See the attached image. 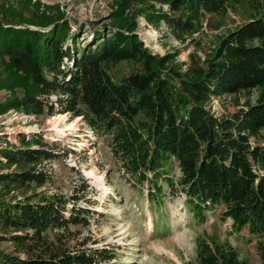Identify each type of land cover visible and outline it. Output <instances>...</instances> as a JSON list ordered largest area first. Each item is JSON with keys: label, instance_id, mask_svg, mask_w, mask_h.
<instances>
[{"label": "trees", "instance_id": "16d2710c", "mask_svg": "<svg viewBox=\"0 0 264 264\" xmlns=\"http://www.w3.org/2000/svg\"><path fill=\"white\" fill-rule=\"evenodd\" d=\"M139 1L122 0L121 7ZM153 1L158 9L152 4L140 11H152L153 21H164L181 41L210 27L211 17L230 4ZM253 12L204 59L189 53L183 71L165 67L170 55L153 53L133 26L94 28L86 38L72 33L63 15L43 13L35 21L42 30L0 21V89L10 93L0 114L14 109L80 117L103 138L133 188L145 187L150 207L180 193L199 223L219 209L231 231L246 230L248 239L257 240L264 264V0ZM121 63L131 67L119 75ZM254 89L255 102L228 115L217 117L206 108L212 98ZM70 152L38 132L1 142L0 243L8 245L0 248V264H112L115 248L89 246L87 237H79L95 213L78 205L89 185L83 181L69 197L41 189L52 178L48 164ZM189 264L250 263L214 236L197 239Z\"/></svg>", "mask_w": 264, "mask_h": 264}, {"label": "rangeland", "instance_id": "374dc122", "mask_svg": "<svg viewBox=\"0 0 264 264\" xmlns=\"http://www.w3.org/2000/svg\"><path fill=\"white\" fill-rule=\"evenodd\" d=\"M257 1L230 0L226 12L211 17L210 27L204 25L201 31L185 41L176 38L164 21H153L156 18L152 11H140L152 4L158 9L159 3L153 0L134 2L126 7H121L122 0H0V21L17 28L40 29L35 21L42 18L43 13L63 15L71 32L86 38L94 28L133 26L153 53L170 55L165 67H180L183 71L189 53L196 51L204 59L220 37L243 24L254 13L253 5ZM119 9L122 12L115 17ZM130 67L121 63L116 66V71L121 75ZM166 69H162L163 74ZM9 95L7 90L0 89V102ZM256 97V89L249 94L223 95L212 98L206 108L220 117L232 113L246 101L254 103ZM35 132L72 150L64 159L48 164L52 178L41 189L48 195L69 197L78 192L83 181L89 185L86 199H81L78 205L93 209L95 213L90 224L80 230L79 237H87L89 246L115 248L112 264H189L195 258L197 239L214 236L219 242L228 241L248 263L260 264L257 240L248 239L246 230L231 231L230 220L219 219V209L208 214L204 223H199L191 217L180 193L167 195L162 205L150 207L145 187L141 190L133 188L114 162L103 138L80 117L72 118L69 113L57 112L34 116L14 109L0 114V144L4 138L15 141L21 133ZM172 173L178 174L175 162ZM70 206L71 201H68L67 207ZM7 245L2 241L0 248H7Z\"/></svg>", "mask_w": 264, "mask_h": 264}, {"label": "bare ground", "instance_id": "6f19581e", "mask_svg": "<svg viewBox=\"0 0 264 264\" xmlns=\"http://www.w3.org/2000/svg\"><path fill=\"white\" fill-rule=\"evenodd\" d=\"M60 116H62V115H60Z\"/></svg>", "mask_w": 264, "mask_h": 264}]
</instances>
